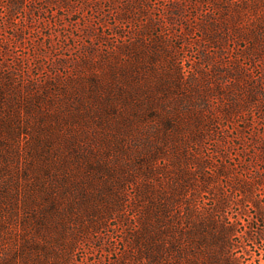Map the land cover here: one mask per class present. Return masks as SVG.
<instances>
[{"label": "rangeland", "instance_id": "374dc122", "mask_svg": "<svg viewBox=\"0 0 264 264\" xmlns=\"http://www.w3.org/2000/svg\"><path fill=\"white\" fill-rule=\"evenodd\" d=\"M20 1L0 0V264H162L161 197L197 263L226 247L229 264H264V0ZM139 55L120 96L111 61ZM68 108L78 122L56 119ZM69 140L84 159L24 254V200Z\"/></svg>", "mask_w": 264, "mask_h": 264}, {"label": "trees", "instance_id": "16d2710c", "mask_svg": "<svg viewBox=\"0 0 264 264\" xmlns=\"http://www.w3.org/2000/svg\"><path fill=\"white\" fill-rule=\"evenodd\" d=\"M46 1V0H45ZM60 3L63 5H69V0H59ZM21 1L20 0H11V6H18L20 5ZM46 3H51L50 1H46ZM17 7V8H18ZM15 9L12 10V12L14 13ZM134 11V8L132 6H130L129 4L125 5L122 8V16L123 18H127L130 17V14ZM138 58V59H136ZM134 60L128 61L125 64H114V61H111V66H113V72H112V76L111 78L113 79V86L111 87V89L114 88V84L117 86L118 91H119V95H122V92L126 91L125 89L127 88V86H131L132 84L129 83V79H135L136 78V74L138 73V64L141 63L140 61L141 56H137ZM57 66H64L66 65V61L64 59H61L59 61H57L56 63ZM140 68H143V66L141 65ZM135 72V73H134ZM167 74L169 76L173 75V72L169 71L167 72ZM4 79L6 81H9V83H6L7 86H10L13 83H10L12 81L11 77H4ZM92 83L94 84L97 88L102 86L101 85V81L94 79ZM52 84V80L47 82L45 85L46 87H49ZM20 88V87H18ZM17 87L15 89H18ZM2 87H0V103H7L6 101L9 99L7 98V91L5 88H3V90H1ZM100 89L103 90H108V87H100ZM110 89V90H111ZM20 90V89H18ZM102 90V91H103ZM21 91V90H20ZM18 91L20 94L19 97H25L26 95L21 94L22 92ZM121 91V92H120ZM102 95V94H101ZM106 95V93H104V96ZM66 96L68 100L69 99V95L68 93H66ZM108 95H106L107 97ZM96 98V100L98 102H101V97L99 98L96 97V95L94 96ZM40 98V96L38 97ZM76 99H78V102L80 103V98L74 97ZM14 100V99H13ZM27 102H29L30 100L26 99ZM10 102V101H9ZM81 104V103H80ZM69 105V103H68ZM255 105L260 109L264 107V99L262 97H258L257 95V99L255 102ZM72 106V105H71ZM66 107V106H65ZM34 106L32 107V101L29 102V109H33ZM67 113L64 110L60 111L59 116H56V119H62L64 120V122L67 124L69 123L71 120H75L74 122H78L77 119V115L75 114V112H72V109H67L66 110ZM68 111H71V113H69ZM78 111H80L78 109ZM89 113L85 114V117H88ZM89 117H91V115H89ZM50 132V131H49ZM53 132V131H52ZM72 135V134H71ZM74 138V136H73ZM76 139V138H74ZM70 141V140H69ZM68 141V142H69ZM67 147L68 150L70 151H75L74 155H72L71 153H69L67 151V153H65L63 155V157L59 160L56 161V163H59V167L58 169L62 172H59L57 170L56 174L52 173L51 171H48V175L50 176L51 180H53V182L51 181V185L48 187H43L41 185L38 184L39 186V193H40V197L38 199V197L36 198V196L34 195H29L27 197V199L24 200V204H25V209H27V213L29 214L28 217H26L25 220V228L26 230L23 231V233L21 232L16 238V241L19 240V244H21V251L24 254H28L30 251H32L31 249L35 248L34 245L36 246L39 242L37 241V239L35 238L38 234H42L43 230H44V226H45V219L47 218L48 214H57L59 213V204H57V199L58 196H63L64 195V191L61 190L59 191L60 185L64 182H70L72 173L75 172V170L73 169L74 166L73 163L77 162V161H81L82 159H84L82 157V155L80 156V152L82 150H80L79 145H77V140H73L70 141L69 143H67ZM77 153V156L76 154ZM84 156V155H83ZM81 157V158H80ZM58 158V157H57ZM56 167V166H54ZM56 169V168H55ZM64 178V180H63ZM242 190L245 194H248L247 196H251L249 193V190H251V188L248 185H244L242 187ZM41 194L42 197H41ZM36 195V194H35ZM157 201H153V203L156 206V210L159 214L160 220L163 222H167V231H163L166 235H169V237H171V239H169L168 241H165V246L162 247V249H160L161 251L158 254V261H160V263L162 262V264H229V262H227V260H225V253L227 252L226 247H224L222 250H211L209 249V251H207V257L205 258L204 261H202L201 263H197L196 258V252L193 251L189 246V238L192 237V231H184L183 227L181 228L180 222L177 221L176 218H172L171 220L169 217V214L171 212V209L169 208V204L168 203H164L165 201H163L164 199H156ZM41 202L42 205L40 204ZM165 204V205H163ZM116 206V205H115ZM190 214V213H189ZM264 221V219H263ZM228 231H231V229ZM171 233V234H169ZM148 233H143L141 235V243L139 248L141 249L143 246L146 249V253L148 251H151L150 246L148 247V243L144 240H148L147 237ZM204 234L202 235V239H203ZM147 238V239H146ZM168 238V237H167ZM136 240V239H134ZM204 240V239H203ZM59 246H63V244L61 243V241L58 242ZM167 244V245H166ZM38 246V245H37ZM143 247V249H144ZM36 250H42V248L40 247H36ZM61 250L64 251V249L61 247ZM66 250V249H65ZM142 250V249H141ZM67 251V250H66ZM205 253V252H204ZM161 256V258H160ZM197 257V256H196ZM72 258L69 257H59L58 259H56L55 261H53V264H64V263H68V261H72ZM155 262V261H154Z\"/></svg>", "mask_w": 264, "mask_h": 264}]
</instances>
